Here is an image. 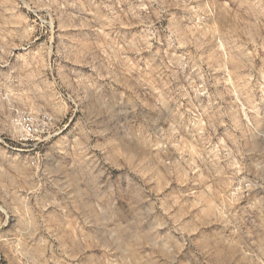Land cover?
Returning <instances> with one entry per match:
<instances>
[{"label": "rangeland", "instance_id": "1", "mask_svg": "<svg viewBox=\"0 0 264 264\" xmlns=\"http://www.w3.org/2000/svg\"><path fill=\"white\" fill-rule=\"evenodd\" d=\"M0 264H264V0H0Z\"/></svg>", "mask_w": 264, "mask_h": 264}, {"label": "built area", "instance_id": "2", "mask_svg": "<svg viewBox=\"0 0 264 264\" xmlns=\"http://www.w3.org/2000/svg\"><path fill=\"white\" fill-rule=\"evenodd\" d=\"M21 126L24 135L29 138H35L38 135V124L36 118L32 115H26L21 118Z\"/></svg>", "mask_w": 264, "mask_h": 264}]
</instances>
